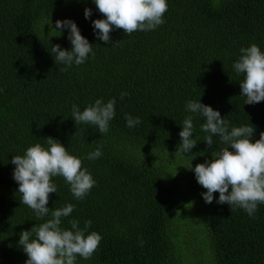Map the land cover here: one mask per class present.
<instances>
[{
    "label": "trees",
    "instance_id": "trees-1",
    "mask_svg": "<svg viewBox=\"0 0 264 264\" xmlns=\"http://www.w3.org/2000/svg\"><path fill=\"white\" fill-rule=\"evenodd\" d=\"M65 6L75 3L0 0V264H26L19 234L51 218H37L21 202L11 163L37 143L47 149L49 137L95 181L77 200L63 177H52L57 191L47 207L75 206L60 227L72 230L69 221L76 220L84 229L91 221L85 236L102 237L92 257L77 256L76 264H264V204L250 217L218 204V192L211 204L204 201L206 189L190 168L227 145L213 136L209 147L210 133L201 130L206 119L186 110L199 101L219 111L229 131L254 126L253 142L264 132V101L245 104L244 74L233 68L241 48L255 44L264 53V0H167L162 25L130 35L114 28L107 44L92 25L105 17L89 0L91 17L83 9L74 23L92 53L70 67L55 63L51 52L55 45L72 48L69 30L55 29ZM98 99L116 100L105 134L72 118L73 105L82 112ZM126 115L140 123L127 127ZM188 116L197 145L184 156L177 149ZM98 146L102 155L89 160Z\"/></svg>",
    "mask_w": 264,
    "mask_h": 264
},
{
    "label": "clouds",
    "instance_id": "clouds-1",
    "mask_svg": "<svg viewBox=\"0 0 264 264\" xmlns=\"http://www.w3.org/2000/svg\"><path fill=\"white\" fill-rule=\"evenodd\" d=\"M97 10L105 19L92 22L97 39L110 43V32L122 29L126 35L136 31L153 30L164 23L163 15L167 11V0H93ZM91 9L86 8L84 16L89 19ZM50 31L68 29V39L71 50H62L60 45L52 46L55 63L72 66L80 65L92 53L93 46L85 39L71 20L55 22L48 25ZM241 57L234 63L237 74H244L240 85L241 95L246 97L245 104H257L264 101V53L253 44L248 48H241ZM94 55V53H93ZM127 93H121V99ZM115 99L103 103L96 100L94 105L88 106L82 112L73 105L72 118L75 124H91L99 129L100 134L108 131L109 121L115 116ZM186 110L199 114L206 119L201 130L210 133L205 137V143L213 146V136H219L221 142L227 145L219 152L212 153V160L197 164L194 169L197 183L206 192L202 194L207 204L213 202V194L219 193L218 204H228L233 210L242 208L250 217L253 216L258 204H264V132L253 142L254 126L234 127L229 131L228 122L221 118L219 111L199 101H189ZM126 126L134 127L140 123L139 118L125 116ZM75 135V134H74ZM181 143L177 152L184 156L191 153L197 142L193 139V117L188 116L183 121L179 132ZM47 149L39 143L29 147L23 156H13L11 163L15 165L13 179L19 185L18 193L21 202L28 206L37 218L51 215V218L34 226L30 231H22L18 245L22 247L28 259L26 264H76L77 256L88 260L97 250L102 237L92 232L85 236L91 221H86L84 229L78 227V221H69L72 230H63L61 218L68 217L74 210V205L68 204L63 208L49 209V194L56 193L57 188L52 183V177H63L70 185L74 198L83 200L94 186L95 181L87 169H82L80 159L68 154L66 148L49 137L46 139ZM232 151H229V149ZM176 152V153H177ZM102 155L100 147L88 154L89 160ZM191 156V155H189ZM33 234L35 238H32Z\"/></svg>",
    "mask_w": 264,
    "mask_h": 264
},
{
    "label": "rangeland",
    "instance_id": "rangeland-1",
    "mask_svg": "<svg viewBox=\"0 0 264 264\" xmlns=\"http://www.w3.org/2000/svg\"><path fill=\"white\" fill-rule=\"evenodd\" d=\"M73 2L75 3V6L72 8H69L67 6L63 7L62 9L63 13L61 15V17L63 18L59 17L57 18V20L59 21L71 20L73 22H76V21L78 22L82 18V16H80L79 14V11H82L83 9H85V5L86 3L89 2V0H73ZM71 12H74L77 15V18L70 17ZM54 20L52 21V24H54Z\"/></svg>",
    "mask_w": 264,
    "mask_h": 264
}]
</instances>
